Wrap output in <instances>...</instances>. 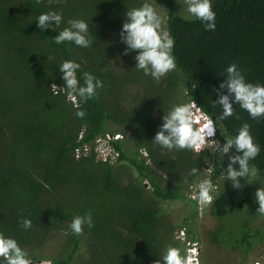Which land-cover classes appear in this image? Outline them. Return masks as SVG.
<instances>
[{
  "label": "trees",
  "instance_id": "trees-1",
  "mask_svg": "<svg viewBox=\"0 0 264 264\" xmlns=\"http://www.w3.org/2000/svg\"><path fill=\"white\" fill-rule=\"evenodd\" d=\"M151 1L166 5L165 29L174 39L176 68L159 82L135 69L136 53L124 55L120 40L127 9L144 0H0V232L14 237L32 264L47 261L43 254L50 240L59 245L50 264H156L181 229L186 231L182 244L175 239L179 248L197 242L192 229L184 228L198 210L196 202L185 199V188L203 175L207 162L213 166L209 179L218 180L227 156L219 150L213 156L190 150L168 153L153 145L160 118L181 103L177 91H183V103L194 102L213 119L221 145L247 122L260 146L250 164L264 177V118L252 120L234 105L233 116L219 120L221 108L213 103L214 89L230 64L246 81L264 84V0H212L215 31L180 18L183 10L173 0ZM50 7L65 20L88 22L91 46L57 45L53 30L41 32L35 18ZM64 60L80 64L78 79L89 72L103 84L80 105L82 119L63 93L54 95L51 89L63 83L58 65ZM125 133L134 146L130 154L111 141L106 146L118 153L116 162L97 160V139ZM83 147L86 151L76 155ZM193 167L199 170L195 176L189 174ZM255 182L242 180L236 189L223 179L208 208L216 225L206 233L207 243L239 252L241 264H247L257 246L264 247ZM175 202L191 207L180 225L166 221L160 207ZM86 212L93 227L73 235L69 223ZM23 218L32 221L31 229L20 227Z\"/></svg>",
  "mask_w": 264,
  "mask_h": 264
},
{
  "label": "clouds",
  "instance_id": "clouds-1",
  "mask_svg": "<svg viewBox=\"0 0 264 264\" xmlns=\"http://www.w3.org/2000/svg\"><path fill=\"white\" fill-rule=\"evenodd\" d=\"M48 2L51 4L58 0H48ZM183 2L190 18L199 21L206 31H215L216 13L213 10L212 0H183ZM125 17L120 30V40L125 45L123 54L127 55L129 51L135 52V69L159 82L176 68L173 37L162 27L161 16L147 0L139 7L127 9ZM35 22L41 32L51 29L56 33L52 40L57 45L68 42L80 48H88L92 44L89 23L84 19L65 20L62 12L50 7L47 11L41 12L35 18ZM62 22L66 25L63 28H61ZM57 29L59 31H56ZM79 69L80 64L74 60L62 61L58 65V70L63 83L59 87L52 84L51 89L54 95L63 93L66 100L77 109L75 116L82 119L85 111L80 105L94 98L97 95V89L102 88L103 84L99 78L89 72H83L78 79ZM225 72L223 81L219 83L218 88L214 89L217 99L213 103L221 108L217 119L224 120L233 116L234 105H238L240 109L247 112L252 120L264 118V84L246 81L245 76L234 63L228 65ZM81 80L83 83L80 82ZM160 119L162 122L151 142L159 146L162 151L172 153L190 150L200 155L208 153L207 148H204L208 144L212 150L211 156L217 152L213 146L227 156L224 176L221 174L217 180L219 186L223 179L230 182L236 189L241 187L242 180L247 182L249 178H258L259 181L264 182V177H260L255 166L250 164V161L255 160L259 155L260 146L254 142L247 122L240 125L235 135L224 137L221 145L218 140L213 139L217 131L213 119L201 113L194 102L174 104ZM110 136L113 139L107 144L111 141L120 142V145L125 147L122 141L123 136H118L116 139H114L115 135ZM127 136L129 134L125 137ZM104 138L105 136L97 139L93 145L97 160L105 162L107 158H110V161L114 163L118 153L108 148L106 144L103 145ZM80 151H86V148L77 150L76 155ZM138 152L144 158L145 155H142L144 152L142 150ZM103 157L106 159L103 160ZM198 171L193 167L189 174L195 176ZM202 172L213 173V166L206 164ZM196 188L198 191L194 199L198 205L209 208L215 196L212 181L205 175ZM254 197L256 211L264 216V185L256 189ZM199 211L197 210V214ZM19 224L24 230L32 228V221L28 218H23ZM85 226L93 227L91 213L74 216L68 225V230L73 235H79ZM0 264H32V259L14 237L0 232ZM156 264H199V260L194 245L192 247L185 245L183 249L169 245L163 249L160 260L156 261Z\"/></svg>",
  "mask_w": 264,
  "mask_h": 264
},
{
  "label": "rangeland",
  "instance_id": "rangeland-1",
  "mask_svg": "<svg viewBox=\"0 0 264 264\" xmlns=\"http://www.w3.org/2000/svg\"><path fill=\"white\" fill-rule=\"evenodd\" d=\"M173 1L176 5H178L183 10L182 14L180 15V18L192 19L188 16V14L185 11L183 0H173ZM147 2L152 4L154 9L161 16L162 21H163L162 27L165 28L166 11H167L166 5L164 3L163 4L152 3L151 0H147ZM176 94H177L176 96L179 97L178 99L180 100V102L183 103L184 102L183 91H177ZM125 135H127V133H125ZM126 139L127 138L123 136L122 141H124L126 153L130 154L134 150V147L130 143V141ZM103 145L105 146L104 143ZM204 148H207L206 152H208L211 155L212 150L210 149V146L206 144ZM142 155L146 156L145 153H142ZM145 156L144 158L146 159ZM205 164L212 166V162H207ZM122 167H123V170H122L123 172H126V174H130V176L132 177L134 176L133 172L130 170L128 166L127 167L122 166ZM202 174L203 175L200 176V178L198 179L199 181L201 180L202 177L204 178L205 175H207V177L209 175L208 172H202ZM252 180L253 182H255V180H258V179L252 178ZM197 181L196 180L193 181V184L197 183ZM255 184L257 185V188H259L260 186L264 185V182L259 183L258 181H256ZM218 188H219V185H218ZM215 189L217 191V186L215 187ZM160 207L164 210V213L166 215V221L174 225L182 224L185 218L190 216L191 207L188 203L175 202V203H172L169 207H166L165 204H161ZM198 210L200 211L194 219H189L185 222L184 228L186 226L187 228L192 229L195 235V238L197 239V242L190 244V245H188L187 242H185V245H187L188 247H192L193 245L195 246L196 256H197V259L199 260V264H241L238 259L239 252H236L234 250L216 249L207 243L206 233L209 231H212L215 228L216 221L208 214V210H209L208 206H205L204 208H200ZM184 230L185 229H181L180 232H178V235L174 237V241H172V246L179 248L180 243L184 242V234L186 231ZM175 239H178L180 243H177ZM58 246H59L58 242L52 241V240L48 241V243L45 246V251L43 254L44 259L47 261H43L37 264H50L49 262L50 256L53 254V252L57 251ZM249 259L250 260L247 262V264H252V263L253 264H256V263L264 264L263 244H260L259 246H257L255 250L249 254Z\"/></svg>",
  "mask_w": 264,
  "mask_h": 264
},
{
  "label": "bare ground",
  "instance_id": "bare-ground-1",
  "mask_svg": "<svg viewBox=\"0 0 264 264\" xmlns=\"http://www.w3.org/2000/svg\"><path fill=\"white\" fill-rule=\"evenodd\" d=\"M191 103V102H190ZM201 112V111H200ZM202 113V112H201ZM201 123H203V121H201ZM105 136H109V135H105ZM115 136H121V135H115ZM213 139H215V137L213 138ZM213 146V145H212ZM213 148L216 150V151H218V149H216L214 146H213ZM210 174V173H209ZM208 178H209V175H208ZM203 179V177L201 178V180ZM212 183H213V185H214V189H215V187L217 186V191H216V189L214 190V192H213V194L214 195H216L217 194V192H218V184H217V179L216 180H214V181H212ZM198 183H195V184H193V183H191V184H189L186 188H185V191H184V197H185V199L187 200V201H189V202H196L197 203V201H196V199H194V196H195V194H196V192L198 191V189L196 188V185H197ZM197 205H198V203H197ZM205 206H200V205H198V209H200V208H204ZM253 264V263H252ZM256 264H258V263H256Z\"/></svg>",
  "mask_w": 264,
  "mask_h": 264
},
{
  "label": "built area",
  "instance_id": "built-area-1",
  "mask_svg": "<svg viewBox=\"0 0 264 264\" xmlns=\"http://www.w3.org/2000/svg\"><path fill=\"white\" fill-rule=\"evenodd\" d=\"M118 136H115L114 139H116ZM113 138L111 136H105L104 138V144H107L108 141L112 140ZM106 158L103 157V160H105Z\"/></svg>",
  "mask_w": 264,
  "mask_h": 264
}]
</instances>
